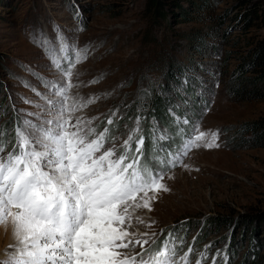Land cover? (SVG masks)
I'll use <instances>...</instances> for the list:
<instances>
[{
    "label": "rangeland",
    "instance_id": "obj_1",
    "mask_svg": "<svg viewBox=\"0 0 264 264\" xmlns=\"http://www.w3.org/2000/svg\"><path fill=\"white\" fill-rule=\"evenodd\" d=\"M162 1L163 11L156 0H0V130L13 141L20 120L37 119L27 113H43L45 81L60 82L61 74L41 41L58 48L60 33L89 49L73 69L71 94L93 102L76 115L96 118L98 131L111 117L117 147L137 117L145 135L156 91L175 118L185 117L176 109L185 111L189 128L199 123L202 131L219 132L218 147L192 149L167 173L169 190L156 194L151 211H134L129 231L154 233L152 247L172 233L178 256L192 249L190 264H264V147H237L233 129L264 119V97L239 100L229 92L257 86L247 78L262 67L245 65L264 37V0ZM148 124L150 135L168 133L162 146L174 142L159 122ZM12 237V225H0V260Z\"/></svg>",
    "mask_w": 264,
    "mask_h": 264
},
{
    "label": "snow or ice",
    "instance_id": "obj_2",
    "mask_svg": "<svg viewBox=\"0 0 264 264\" xmlns=\"http://www.w3.org/2000/svg\"><path fill=\"white\" fill-rule=\"evenodd\" d=\"M56 39L58 48L41 41L61 74L60 82L45 81L50 97H43V113H27L37 119L20 120L13 141L0 130V225H12L15 241L0 264H190L192 249L178 256L172 233L152 247L154 233L129 228L136 209L151 211L156 194L169 190L163 183L167 173L192 149L219 146L218 130L202 131L199 123L185 129L179 125L190 121L174 117L179 142L164 147L159 142L168 141V133L153 130L148 137L152 154L146 156L137 117L117 147L111 117L98 131L96 118L76 115L93 102L71 94L77 86L73 69L89 49L67 43L60 33Z\"/></svg>",
    "mask_w": 264,
    "mask_h": 264
},
{
    "label": "trees",
    "instance_id": "obj_3",
    "mask_svg": "<svg viewBox=\"0 0 264 264\" xmlns=\"http://www.w3.org/2000/svg\"><path fill=\"white\" fill-rule=\"evenodd\" d=\"M162 2H163L162 0H156L155 2V7H157L158 11L160 9L161 11H163ZM255 65L262 67L263 70H260V75L256 76V78L253 79L247 78V80H253L250 82L252 83V85H256L257 83V86L255 88L249 89V88L240 87L238 85H233L229 90L232 97H235L236 99L239 100L264 97V37L259 42L258 46L255 48L253 57L245 66L246 67L250 66L252 69V67H254ZM242 67H244V65H241L239 68L242 69ZM244 72H247V70H244ZM166 77L168 79L167 74ZM262 89L263 92H261V94L258 95L259 93L258 91H261ZM149 102L150 104L148 105V114L146 116L148 122L157 121L162 127H164L166 130L172 133L171 135L173 136L174 142L167 144L166 147H168V145L170 146L172 144H175L176 141L178 142L177 134L175 132V128L177 127V125L175 123L174 116L169 112L170 106L164 95L156 91L154 92V95L150 97ZM175 112L177 115L181 117L185 116L183 118L188 117L184 114L185 111L183 110L176 109ZM148 122H147V127L143 128V132L145 133L144 136L146 137L145 145H144V152L146 156L152 154L151 153L152 145L148 139V137L150 136V128L152 126H150ZM189 126L190 124L179 125V127H183L185 129H189ZM233 129H236V131L234 132L236 138L235 137L234 138L237 142V147L239 148L264 147V119L250 123H245L242 124L241 126L234 127Z\"/></svg>",
    "mask_w": 264,
    "mask_h": 264
},
{
    "label": "bare ground",
    "instance_id": "obj_4",
    "mask_svg": "<svg viewBox=\"0 0 264 264\" xmlns=\"http://www.w3.org/2000/svg\"><path fill=\"white\" fill-rule=\"evenodd\" d=\"M10 232H11V230H10ZM9 234H10V233H9ZM10 235H11V234H10ZM12 238H13V237H12ZM13 239H14V238H13ZM8 240H9V239H8ZM8 240H7V241H8ZM11 241H12V240H11ZM6 243H7V242H6ZM9 243H10V242H8V245H9ZM12 244H14V242H12ZM12 244H11V245H12Z\"/></svg>",
    "mask_w": 264,
    "mask_h": 264
}]
</instances>
